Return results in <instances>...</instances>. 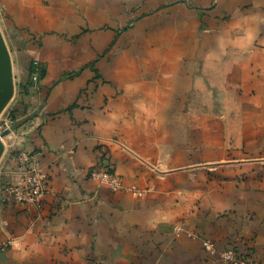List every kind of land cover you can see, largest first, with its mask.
<instances>
[{"label":"crops","instance_id":"crops-1","mask_svg":"<svg viewBox=\"0 0 264 264\" xmlns=\"http://www.w3.org/2000/svg\"><path fill=\"white\" fill-rule=\"evenodd\" d=\"M0 94V264H264V0H0Z\"/></svg>","mask_w":264,"mask_h":264},{"label":"built area","instance_id":"built-area-1","mask_svg":"<svg viewBox=\"0 0 264 264\" xmlns=\"http://www.w3.org/2000/svg\"><path fill=\"white\" fill-rule=\"evenodd\" d=\"M31 69V78L36 81L38 78L37 61L33 62ZM5 129H8L9 133L1 139L2 141L5 137L11 138L13 134L9 118H3L0 124V131ZM14 160L23 168V174L16 181L3 185L2 194L26 206L39 208L41 199L47 190L46 173L30 164L28 151L19 150L14 155ZM89 173L93 179L107 184L112 190L120 187L118 176L110 170L107 162L102 159L98 160ZM220 259L228 264H252L251 256L238 252L234 246H229L221 251Z\"/></svg>","mask_w":264,"mask_h":264},{"label":"water","instance_id":"water-1","mask_svg":"<svg viewBox=\"0 0 264 264\" xmlns=\"http://www.w3.org/2000/svg\"><path fill=\"white\" fill-rule=\"evenodd\" d=\"M7 100V96L6 95H2L0 94V111L2 110V108L4 107L5 103ZM9 133L8 129L2 130L0 131V156L4 151V143L1 140L4 136H6Z\"/></svg>","mask_w":264,"mask_h":264},{"label":"rangeland","instance_id":"rangeland-1","mask_svg":"<svg viewBox=\"0 0 264 264\" xmlns=\"http://www.w3.org/2000/svg\"><path fill=\"white\" fill-rule=\"evenodd\" d=\"M4 114L5 113H2L1 115H0V120L4 117ZM6 138V137H5Z\"/></svg>","mask_w":264,"mask_h":264},{"label":"trees","instance_id":"trees-1","mask_svg":"<svg viewBox=\"0 0 264 264\" xmlns=\"http://www.w3.org/2000/svg\"><path fill=\"white\" fill-rule=\"evenodd\" d=\"M10 116H11V118L14 116V112L13 111L10 112Z\"/></svg>","mask_w":264,"mask_h":264}]
</instances>
